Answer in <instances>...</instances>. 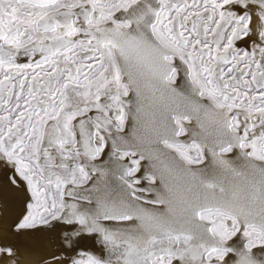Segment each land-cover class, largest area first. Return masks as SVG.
<instances>
[{
    "label": "snow or ice",
    "instance_id": "obj_1",
    "mask_svg": "<svg viewBox=\"0 0 264 264\" xmlns=\"http://www.w3.org/2000/svg\"><path fill=\"white\" fill-rule=\"evenodd\" d=\"M0 169L70 264H264V0H0Z\"/></svg>",
    "mask_w": 264,
    "mask_h": 264
},
{
    "label": "bare ground",
    "instance_id": "obj_2",
    "mask_svg": "<svg viewBox=\"0 0 264 264\" xmlns=\"http://www.w3.org/2000/svg\"><path fill=\"white\" fill-rule=\"evenodd\" d=\"M195 123L194 118L192 125L186 124V127L191 130ZM127 130L129 129L126 128ZM106 161L107 157H103L102 163ZM199 169H205V175L212 176L214 174L217 179H223L227 175L222 170L211 166L210 157L206 159L204 165L193 167L194 171H199ZM109 179L111 180V177ZM142 184L147 187L146 181H142ZM154 195L155 193L152 194L153 197ZM24 199V192L10 185L7 173L5 170L0 169V247H9L13 250L16 257L14 264H41L43 259L50 257L54 252L69 260V264L71 259L77 258L79 254L106 258L105 245L99 234L73 236L72 232H68L67 236L72 237V242L65 243L64 230L72 226L55 222L50 227L42 226L34 230L17 231L15 223L23 209ZM107 223L114 227L126 226V224H117L116 222ZM76 230H78V226ZM7 264H13L11 259Z\"/></svg>",
    "mask_w": 264,
    "mask_h": 264
}]
</instances>
